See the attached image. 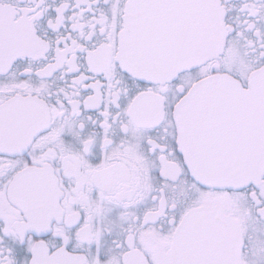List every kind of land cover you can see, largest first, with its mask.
Instances as JSON below:
<instances>
[{"label": "snow or ice", "instance_id": "6c2138e0", "mask_svg": "<svg viewBox=\"0 0 264 264\" xmlns=\"http://www.w3.org/2000/svg\"><path fill=\"white\" fill-rule=\"evenodd\" d=\"M0 264H264V0H0Z\"/></svg>", "mask_w": 264, "mask_h": 264}]
</instances>
